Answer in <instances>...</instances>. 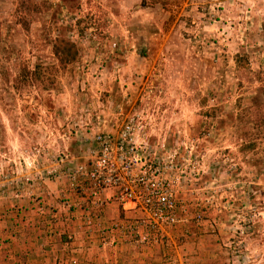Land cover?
Instances as JSON below:
<instances>
[{
    "label": "rangeland",
    "instance_id": "1",
    "mask_svg": "<svg viewBox=\"0 0 264 264\" xmlns=\"http://www.w3.org/2000/svg\"><path fill=\"white\" fill-rule=\"evenodd\" d=\"M129 119L172 161L157 254L264 264V0H0V201Z\"/></svg>",
    "mask_w": 264,
    "mask_h": 264
},
{
    "label": "crops",
    "instance_id": "2",
    "mask_svg": "<svg viewBox=\"0 0 264 264\" xmlns=\"http://www.w3.org/2000/svg\"><path fill=\"white\" fill-rule=\"evenodd\" d=\"M59 178L36 176L20 192L6 195L0 201V264H186L188 261L183 255L157 254L159 246H167L166 238L161 244L143 245L130 241L126 234L101 233L112 220L129 221L131 212L123 211L111 192L104 194L97 212L92 200L71 191L64 178ZM87 215L91 217L89 228L85 222Z\"/></svg>",
    "mask_w": 264,
    "mask_h": 264
},
{
    "label": "built area",
    "instance_id": "3",
    "mask_svg": "<svg viewBox=\"0 0 264 264\" xmlns=\"http://www.w3.org/2000/svg\"><path fill=\"white\" fill-rule=\"evenodd\" d=\"M135 128L129 119L115 131L96 134L93 156L73 164L64 174L69 189L92 200L97 212L107 192L123 211L131 212L129 221L112 220L101 233L126 234L136 244H161L167 231L182 219L169 180L161 175L172 168V161L145 153L146 143L134 136ZM85 222L89 228V215Z\"/></svg>",
    "mask_w": 264,
    "mask_h": 264
},
{
    "label": "trees",
    "instance_id": "4",
    "mask_svg": "<svg viewBox=\"0 0 264 264\" xmlns=\"http://www.w3.org/2000/svg\"><path fill=\"white\" fill-rule=\"evenodd\" d=\"M56 41L57 43L53 45V54L56 56V58L60 62H69L70 60H73L76 54L73 43L64 39H55V42Z\"/></svg>",
    "mask_w": 264,
    "mask_h": 264
}]
</instances>
